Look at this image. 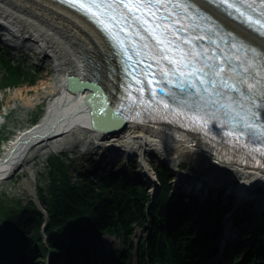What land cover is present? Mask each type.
Returning a JSON list of instances; mask_svg holds the SVG:
<instances>
[{
    "label": "bare ground",
    "instance_id": "6f19581e",
    "mask_svg": "<svg viewBox=\"0 0 264 264\" xmlns=\"http://www.w3.org/2000/svg\"><path fill=\"white\" fill-rule=\"evenodd\" d=\"M195 1L206 7L208 15L213 20L218 21L239 37L257 45L264 53V39L255 34L259 32L260 28L257 27L251 31L248 29L251 23H246L243 18H231L205 0ZM253 1L264 14V0H258L259 3ZM252 26H256V24L253 23ZM0 31H4L9 41L17 47H29L36 52L38 58L50 60L53 73L58 78L57 81L48 83V88L54 95L48 102L41 120L28 130L20 132L14 139L8 140L6 146L3 147L0 157V187L18 172L30 173V163H33L37 158H46L52 153L70 152L78 142L83 148L89 146H93L94 149L110 148L112 152L122 149L127 152L129 160V157L136 156L140 152V148L149 147L161 153L165 160L172 165V170L178 173L176 178L179 183H186L183 179L188 176L180 174L176 170L178 165L191 164L201 171V174L195 176L196 179L191 181L192 186L184 189L180 200L177 199V203L174 202L166 209L167 211L159 213V217H163L167 222L168 229L173 228L174 230L175 226L170 225L172 219L173 222L182 224L190 222V213L205 211V216L200 220L207 222L210 217V213L207 214L209 212L207 209L234 211L236 204L238 208L240 207V211L234 212L231 216L230 227L232 218H238L239 220L235 223L240 224L241 219L247 216L251 217L252 213L255 214L253 225H260L264 216V162L261 163L263 167H257L255 161H264V151L256 152L257 157L263 159L249 158L254 163L245 164L242 162L245 160L244 157L241 161L239 154H231L229 157L221 155L213 147L203 143V139L197 134L172 135L159 124L127 123L122 125L119 133L112 135L89 128L87 112L81 100L85 94L91 93L86 91L82 98H78L65 89L66 81L75 79L83 84L94 81L107 96L109 106H112L118 99L121 75L113 48L107 39L81 14L50 0H0ZM263 34L260 32V35ZM225 43L237 45L239 53L242 54L243 43L234 40L233 36H230V40ZM227 57L230 64L236 66L235 56L227 53ZM253 60L254 58H251L250 62ZM247 61L246 59L243 63L247 64ZM258 66H248V72ZM234 70L237 71V68L235 67ZM25 101L24 106L27 108H32L35 105L31 100L26 99ZM248 145L254 146V143ZM110 156L115 157V153ZM113 171L118 172L117 169ZM128 176L134 184L139 182V178L131 172L128 173ZM145 176L153 184L152 192L153 195H156L159 188L158 182L149 177L147 171H145ZM115 179L122 182L120 179L125 178L122 176ZM98 182L102 183L103 179ZM123 187L129 186L124 184ZM228 197H235L234 203ZM145 199L146 197L140 202L146 205L147 209L143 210L140 207L137 212L143 210L141 212L151 214L153 211L148 210V202ZM215 202L217 204H212ZM128 203L134 209L138 208L133 200ZM244 207L252 213L245 215V212L241 210ZM118 209L125 212L122 206ZM212 219L214 217L205 224H208ZM248 219L247 221H249ZM149 224L152 227L151 221ZM130 233L133 239H137L141 235L137 230H132ZM147 234L151 235L150 232ZM88 236L90 237V235ZM140 242L141 238L138 243L132 244V248L138 246ZM149 243L153 250L155 243L150 240ZM99 248L102 251L112 252L122 248V245L116 242L114 246L103 245ZM0 264L30 263L22 262L19 259Z\"/></svg>",
    "mask_w": 264,
    "mask_h": 264
},
{
    "label": "trees",
    "instance_id": "16d2710c",
    "mask_svg": "<svg viewBox=\"0 0 264 264\" xmlns=\"http://www.w3.org/2000/svg\"><path fill=\"white\" fill-rule=\"evenodd\" d=\"M37 73V72H36ZM37 75L33 73L26 72L25 69L15 67L12 64L7 63V76L2 80L1 87L6 89L7 87L19 86L22 83L28 81L30 83H35ZM73 162L71 158L63 156H53L49 159L48 169L46 172V178L50 180L49 185L45 189H41V200L44 204L47 205L49 213L51 216L50 226L63 225L65 226L62 229L64 233L63 243H60L54 246L55 255L52 258L53 264H66L67 259L70 254H74V245L76 243H84L86 236L78 235L77 238H71L69 235V230L73 226L71 219L73 216H76L80 213V208L90 211L93 216V231L85 229L84 232L90 236H98L103 230L108 226H113L116 222L123 224V226L129 224V222L135 217L138 213L139 215L143 214V210L146 209V205H143L140 200H145L149 202V197L147 191L143 188H136L134 184L126 175L125 165L123 168L118 171H110V173L103 178V182L98 187L99 191L95 189V186L92 183H88L89 173L84 168L83 171L78 169V177L76 181H72L73 176H71V169L73 167ZM122 171L124 173H122ZM170 171L167 170V167H163V171L159 172L160 178L162 180L164 192L159 197V200L156 204H153L152 210L159 211L163 213L167 208H169L174 202L177 203L180 200L171 202L168 198V191L170 186L167 183L169 178ZM125 179H118L119 177ZM124 184H127L129 187H123ZM116 188V192L111 194L110 188ZM126 193V194H124ZM126 200V201H124ZM135 202L138 208H133L128 202ZM214 204V203H212ZM122 206L125 212L119 211L118 207ZM142 208L143 210L137 209ZM153 211V212H154ZM167 211V210H166ZM212 211H210V214ZM190 217L189 224H178L177 222L171 221L170 225H174V230L171 232L174 234L179 233L182 229H186L184 233H188V228L196 227L197 225H202V218L198 217V220L194 217ZM172 219V217H171ZM173 220V219H172ZM198 223L192 225L191 222ZM41 217L33 204L28 206H21L20 201L16 200L15 204H8V201L5 199H0V247L6 245H12L11 243L15 242L17 239L28 241L27 251L23 253L21 257L22 262H29L30 264H35L30 251L32 250L31 242L33 240L32 236H29L25 230H23V223L29 224L27 227L28 231H39L41 225ZM167 228V225L164 226ZM193 234L201 230L190 229ZM48 235L53 240L58 237L57 234L52 233V229L49 227ZM166 234V231L164 230ZM11 234L10 242L6 240V236ZM151 234H157L153 229ZM77 239V241H76ZM168 240H171V235H168ZM56 241V240H55ZM52 243V242H51ZM72 250V251H71Z\"/></svg>",
    "mask_w": 264,
    "mask_h": 264
},
{
    "label": "rangeland",
    "instance_id": "374dc122",
    "mask_svg": "<svg viewBox=\"0 0 264 264\" xmlns=\"http://www.w3.org/2000/svg\"><path fill=\"white\" fill-rule=\"evenodd\" d=\"M19 49H21L20 53L23 55V57L28 59L29 62H37V64H40L39 67L42 69L43 79L40 80L37 85L32 87L20 85L19 87L0 90V136H7L9 137L8 140L14 139L15 136H17L20 132L28 130L34 124L32 123V117L38 113V110H45L46 105L50 100H52L51 98L54 95L53 92L48 88V83L58 80L57 76L53 73L52 62L50 60L38 58L36 52L32 51V49L29 47ZM1 77L2 74L0 73V78ZM26 99L34 102L35 105L32 108H27L24 106ZM7 106H12L14 108V112L12 114L6 115L7 113L5 112L4 107ZM39 113L41 114V112ZM3 121H5V123ZM8 140L6 139L5 142L0 144V153L3 147L6 146ZM107 151L110 150H108V148L94 149L93 146L83 148L81 143L78 142L76 147L70 151V153L77 152V155L75 156V159H77L76 164L82 161H84L86 164H89L92 158H98L101 154H104ZM49 155H53V153ZM144 155L147 156L146 161H149L153 155H160L162 156L163 160H165L161 153L154 151L149 147L140 148V152H138L136 156H131L130 158L131 160L137 159L139 162H141ZM127 157V153L122 150V155H120L119 158ZM46 159L47 157L37 158L33 163H30L31 173H27L26 176L18 174V180L16 184L15 178L17 176L13 177V180H8L0 187V193L6 190L9 196L16 194H27L32 196V194L35 193L34 178H37V173L45 170ZM184 164L187 166L186 170H184L185 173L190 170H196V177L201 174V171L194 165H189L187 163ZM107 168L108 167L105 166L104 170ZM184 171L183 174H185ZM196 177H194V179ZM191 178L193 179V177ZM24 192L26 193L24 194ZM138 232H140V229ZM104 241L108 247H110V245L114 246L116 243L113 240L111 241L109 238H104ZM134 258L136 259L135 256Z\"/></svg>",
    "mask_w": 264,
    "mask_h": 264
},
{
    "label": "snow or ice",
    "instance_id": "6c2138e0",
    "mask_svg": "<svg viewBox=\"0 0 264 264\" xmlns=\"http://www.w3.org/2000/svg\"><path fill=\"white\" fill-rule=\"evenodd\" d=\"M151 4V0H140V3L137 7V10H139L140 7H149ZM180 7H183V5H178ZM150 14L151 9H149ZM158 28L161 26H157ZM165 31H167V28L165 27ZM198 39H204V37H198ZM161 44L164 43V41H160ZM191 45V41L188 42ZM181 56L184 57L182 60L176 61V63L186 64L189 68L192 69L189 73L181 72V76L185 75H191L194 78L197 79L198 84L200 85H208L211 86L213 84H220L222 87L234 90L237 93H250L254 88L255 84L250 83L248 80L243 78L233 79L230 71L228 69L231 68V64L229 60L224 57L223 53H221L219 56H212L210 52L208 51H196L195 48H191L190 51L187 52L186 56L185 53L181 52ZM203 58L207 61L206 64H204L202 67H197L196 65L200 63V59ZM238 59V57H237ZM227 66V67H225ZM244 72L247 73L248 69L245 68ZM232 81L229 83V81ZM194 90V89H193ZM204 92H208V88L205 87ZM246 127L249 129L253 128L254 125L251 123L246 124Z\"/></svg>",
    "mask_w": 264,
    "mask_h": 264
},
{
    "label": "water",
    "instance_id": "95a60500",
    "mask_svg": "<svg viewBox=\"0 0 264 264\" xmlns=\"http://www.w3.org/2000/svg\"><path fill=\"white\" fill-rule=\"evenodd\" d=\"M93 88L92 85L82 83L78 80L70 79L66 83V88L77 95H80L85 88ZM83 104L88 111L90 126L95 130L117 134L122 129V122L118 121L117 116L107 107L106 99H103L99 91L96 95H87L83 98ZM18 152L16 153V156Z\"/></svg>",
    "mask_w": 264,
    "mask_h": 264
}]
</instances>
